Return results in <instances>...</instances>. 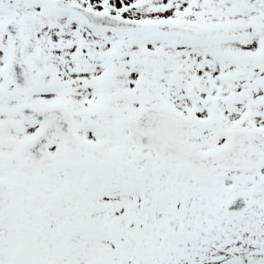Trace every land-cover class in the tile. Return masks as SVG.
<instances>
[{"label": "snow or ice", "instance_id": "1", "mask_svg": "<svg viewBox=\"0 0 264 264\" xmlns=\"http://www.w3.org/2000/svg\"><path fill=\"white\" fill-rule=\"evenodd\" d=\"M0 264H264V0H0Z\"/></svg>", "mask_w": 264, "mask_h": 264}]
</instances>
